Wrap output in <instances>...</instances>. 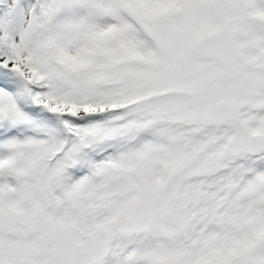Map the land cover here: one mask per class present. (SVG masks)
<instances>
[{"label": "snow or ice", "instance_id": "6c2138e0", "mask_svg": "<svg viewBox=\"0 0 264 264\" xmlns=\"http://www.w3.org/2000/svg\"><path fill=\"white\" fill-rule=\"evenodd\" d=\"M0 264H264V0H0Z\"/></svg>", "mask_w": 264, "mask_h": 264}]
</instances>
